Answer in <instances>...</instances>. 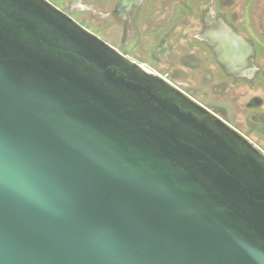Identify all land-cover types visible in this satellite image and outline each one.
I'll list each match as a JSON object with an SVG mask.
<instances>
[{"label": "water", "instance_id": "water-1", "mask_svg": "<svg viewBox=\"0 0 264 264\" xmlns=\"http://www.w3.org/2000/svg\"><path fill=\"white\" fill-rule=\"evenodd\" d=\"M0 264H264V154L50 1L0 0Z\"/></svg>", "mask_w": 264, "mask_h": 264}, {"label": "rangeland", "instance_id": "rangeland-1", "mask_svg": "<svg viewBox=\"0 0 264 264\" xmlns=\"http://www.w3.org/2000/svg\"><path fill=\"white\" fill-rule=\"evenodd\" d=\"M48 1L264 154V0Z\"/></svg>", "mask_w": 264, "mask_h": 264}, {"label": "crops", "instance_id": "crops-1", "mask_svg": "<svg viewBox=\"0 0 264 264\" xmlns=\"http://www.w3.org/2000/svg\"><path fill=\"white\" fill-rule=\"evenodd\" d=\"M220 14V13H219ZM231 30H232V28H231ZM229 32H231V31H229Z\"/></svg>", "mask_w": 264, "mask_h": 264}, {"label": "trees", "instance_id": "trees-1", "mask_svg": "<svg viewBox=\"0 0 264 264\" xmlns=\"http://www.w3.org/2000/svg\"><path fill=\"white\" fill-rule=\"evenodd\" d=\"M134 5V4H133Z\"/></svg>", "mask_w": 264, "mask_h": 264}]
</instances>
